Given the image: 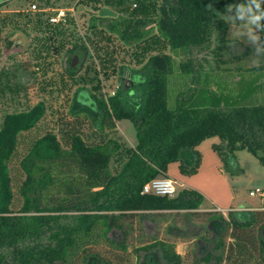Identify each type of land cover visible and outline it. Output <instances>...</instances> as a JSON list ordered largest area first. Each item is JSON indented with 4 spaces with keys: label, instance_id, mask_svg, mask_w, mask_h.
<instances>
[{
    "label": "trees",
    "instance_id": "trees-1",
    "mask_svg": "<svg viewBox=\"0 0 264 264\" xmlns=\"http://www.w3.org/2000/svg\"><path fill=\"white\" fill-rule=\"evenodd\" d=\"M239 2L159 0L154 17L117 15L111 26L121 27L125 42L149 40L144 29L154 24L170 52L159 50L141 67L129 68L132 83L121 78L107 97L87 93L90 101L86 99L83 110L100 129H114L124 118L136 125L137 142L116 170L112 161L121 148L116 139L90 144L69 133L64 147L47 130L20 160L22 204L12 207L10 159L18 135L35 125L46 106L39 101L28 110L3 115L0 264H264V209L230 210L225 216L202 209L205 196L193 188L180 187L171 197L143 192L147 181L166 176L170 162H178L183 174L197 173V146L210 136L221 139L214 149L222 158L246 149L264 167V95L250 99L251 88L246 95L223 96L212 90L210 75L202 69L209 54L217 67L226 63L237 44L227 36L225 17L227 6ZM73 23L67 11L57 25ZM181 50L186 59L176 64L172 52ZM195 50L208 54L195 60ZM173 74L181 87L171 105ZM203 221L205 228L198 224Z\"/></svg>",
    "mask_w": 264,
    "mask_h": 264
},
{
    "label": "rangeland",
    "instance_id": "rangeland-1",
    "mask_svg": "<svg viewBox=\"0 0 264 264\" xmlns=\"http://www.w3.org/2000/svg\"><path fill=\"white\" fill-rule=\"evenodd\" d=\"M158 2L159 0L0 2V124L7 112L28 110L39 101H43L46 106L45 114L35 125L18 135V146L10 159L14 193L12 207L18 208L22 204L18 188L24 172L20 160L33 141L47 130L55 132L64 147L69 145V133L80 134L90 144L116 139L121 148L114 155L113 169H118L126 159L137 142L135 123L124 118L117 122L114 129H100L97 121L87 117L84 111L87 110L86 99L90 101L87 93L92 91L98 97L111 95L121 84V78L125 79L126 85L129 84V68H139L150 55L159 50L170 52V48L165 45L154 24H148L144 29L150 35L149 40L142 41L140 45H130L121 38V27L111 26L118 22L117 17L100 16V9L108 6L122 17H154ZM32 4H36V7L33 8ZM99 6L102 7L98 8ZM60 8L70 11L75 23L52 24L49 17ZM228 24L227 36L231 43L235 41L237 44L232 46L227 62L220 67L215 65L210 54V61L202 64V69L210 75V87L214 92H222L227 97L246 95L253 88L250 99H262L264 62L259 66L253 63L252 46L244 38H234L233 25L230 22ZM204 54L207 55L208 51L195 50V60ZM172 55L176 64L186 59L182 50L175 54L172 52ZM75 57L77 59L72 65ZM260 59L264 60V55ZM124 65L127 68L121 73ZM68 72L76 73L70 75ZM179 83V78L173 74L168 92L171 105L174 91L181 87ZM220 143L221 139L215 135L198 144L201 164L197 173L183 174L176 161L169 163L166 173L179 183L183 179L185 187L196 189L207 198L215 197L214 203L221 209L260 204L262 199L259 195L249 194L250 190L264 188V167L259 159L246 149L237 150L222 158L214 149V145ZM177 187L180 188L179 185ZM201 208H211L209 200H204ZM240 210L245 209L233 211ZM220 211L225 216L229 212ZM152 224L147 222L148 229H152ZM198 224L205 228L207 222Z\"/></svg>",
    "mask_w": 264,
    "mask_h": 264
},
{
    "label": "clouds",
    "instance_id": "clouds-1",
    "mask_svg": "<svg viewBox=\"0 0 264 264\" xmlns=\"http://www.w3.org/2000/svg\"><path fill=\"white\" fill-rule=\"evenodd\" d=\"M225 19L233 25L232 35L244 38L253 48V63L259 66L264 60V0H241L227 6Z\"/></svg>",
    "mask_w": 264,
    "mask_h": 264
},
{
    "label": "built area",
    "instance_id": "built-area-1",
    "mask_svg": "<svg viewBox=\"0 0 264 264\" xmlns=\"http://www.w3.org/2000/svg\"><path fill=\"white\" fill-rule=\"evenodd\" d=\"M32 7L35 8L36 4H32ZM67 10L60 8L55 11V13L49 17V21L53 24H57L65 20L67 16ZM177 182L168 177V176H159L150 179L143 185L144 193H152L155 195L161 196H174L177 193ZM249 194L251 196L259 195L261 197V204L257 209H264V188L250 190Z\"/></svg>",
    "mask_w": 264,
    "mask_h": 264
},
{
    "label": "crops",
    "instance_id": "crops-1",
    "mask_svg": "<svg viewBox=\"0 0 264 264\" xmlns=\"http://www.w3.org/2000/svg\"><path fill=\"white\" fill-rule=\"evenodd\" d=\"M108 7V6H107ZM53 24V23H52ZM202 159H203V157H202ZM178 163V162H177ZM202 164H203V160H202ZM199 169H200V167H199ZM166 176H168V177H170L167 173H166ZM170 178H172V177H170ZM172 179H174L175 181H176V179L175 178H172ZM182 180L183 179H180V183L179 182H177V184L180 186V187H185L183 184H184V182H182ZM203 194V193H202ZM204 195V194H203ZM205 196V195H204ZM209 198H211V199H209ZM209 198H207V196H205V201L207 202L208 200H209V204H210V207L211 208H214V209H219V210H222V211H227V210H235V209H245V210H255V209H257L259 206H260V204H261V202H260V204H258V205H256V206H245V205H240V206H231V207H229V209H221V208H219L218 206H216L215 205V203H214V201H215V197H213V196H210ZM211 208H206V209H211ZM205 209V208H204Z\"/></svg>",
    "mask_w": 264,
    "mask_h": 264
},
{
    "label": "water",
    "instance_id": "water-1",
    "mask_svg": "<svg viewBox=\"0 0 264 264\" xmlns=\"http://www.w3.org/2000/svg\"><path fill=\"white\" fill-rule=\"evenodd\" d=\"M117 15L118 13L116 11L110 9L107 6H104L100 9V16L117 17ZM76 59L77 57L72 60V65H74ZM130 83H132V80H130Z\"/></svg>",
    "mask_w": 264,
    "mask_h": 264
}]
</instances>
